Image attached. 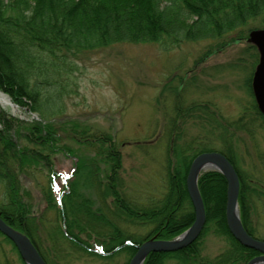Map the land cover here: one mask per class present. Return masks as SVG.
<instances>
[{
  "label": "trees",
  "instance_id": "1",
  "mask_svg": "<svg viewBox=\"0 0 264 264\" xmlns=\"http://www.w3.org/2000/svg\"><path fill=\"white\" fill-rule=\"evenodd\" d=\"M259 29H264V0H0V92L36 116L26 121L0 110V217L30 238L47 264H130L145 241H172L193 224L186 186L190 166L198 155L218 152L238 173L244 228L264 241L254 223L257 205L264 211V180L253 174L247 180L238 156L248 140L254 144L264 133L252 76L250 101L236 120L224 117L213 102L187 104L181 80L171 88L166 154L159 183L151 184L145 199L128 195L117 132L64 114L66 97L75 92L74 57L80 54L121 45L171 51L215 43L203 60ZM192 126L196 136L189 134ZM136 146L147 152L146 143ZM57 155L73 160L68 175L57 169ZM198 188L206 212L200 237L180 251L151 253L144 264H248L260 256L228 229L224 176L203 172ZM210 236L224 242L214 257L204 252ZM0 239L25 264L14 244L2 233Z\"/></svg>",
  "mask_w": 264,
  "mask_h": 264
},
{
  "label": "rangeland",
  "instance_id": "2",
  "mask_svg": "<svg viewBox=\"0 0 264 264\" xmlns=\"http://www.w3.org/2000/svg\"><path fill=\"white\" fill-rule=\"evenodd\" d=\"M247 40L233 43L203 60L215 43H190L171 51L156 45H121L80 54L74 57L75 92L66 97L64 114L85 118L104 131L117 132L128 195L141 194L145 199L151 184L159 183L160 166L166 154V126L174 107L171 88L181 80V95L187 104L213 102L224 117L236 120L241 115V106L250 101L247 82L259 62L257 48L250 47ZM1 109L22 120L33 119L20 108L16 112ZM198 133L192 126L189 134ZM252 142L248 140L241 147L239 167L247 180L252 174L264 180V133H259ZM136 143H146L147 152ZM55 164L64 175L73 168V160L63 155L56 156ZM3 193L0 184V201ZM256 210L254 223L263 235L264 211L259 205ZM0 246V264H7V260L20 264L11 245L3 242ZM223 248L222 240L210 236L204 252L214 257ZM74 264L102 263L82 260Z\"/></svg>",
  "mask_w": 264,
  "mask_h": 264
},
{
  "label": "water",
  "instance_id": "3",
  "mask_svg": "<svg viewBox=\"0 0 264 264\" xmlns=\"http://www.w3.org/2000/svg\"><path fill=\"white\" fill-rule=\"evenodd\" d=\"M248 42L253 44L259 52V62L252 78V92L259 110L264 115V29L251 31ZM33 118L36 116L33 115ZM206 171H217L226 179V222L231 235L244 247L260 253V256L248 264H264V241L251 236L241 220L238 173L234 165L218 152L202 153L193 160L190 166L186 186L195 213L193 224L172 241L157 240L156 237L145 241L137 247V252L130 264H144L151 253L180 251L192 245L200 237L206 224V212L198 188V179ZM0 233L14 244L25 264H47L32 240L25 234L14 230L1 217Z\"/></svg>",
  "mask_w": 264,
  "mask_h": 264
},
{
  "label": "bare ground",
  "instance_id": "4",
  "mask_svg": "<svg viewBox=\"0 0 264 264\" xmlns=\"http://www.w3.org/2000/svg\"><path fill=\"white\" fill-rule=\"evenodd\" d=\"M0 107L10 108L13 110V112L17 111V107L13 106L8 97H6V95H4L2 92H0Z\"/></svg>",
  "mask_w": 264,
  "mask_h": 264
},
{
  "label": "flooded vegetation",
  "instance_id": "5",
  "mask_svg": "<svg viewBox=\"0 0 264 264\" xmlns=\"http://www.w3.org/2000/svg\"><path fill=\"white\" fill-rule=\"evenodd\" d=\"M255 72V71H254ZM253 75H254V73H253ZM253 75H252V78H253ZM251 81H252V79H251ZM252 85V84H251Z\"/></svg>",
  "mask_w": 264,
  "mask_h": 264
}]
</instances>
